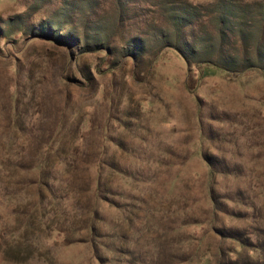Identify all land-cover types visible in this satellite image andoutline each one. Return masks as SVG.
Returning <instances> with one entry per match:
<instances>
[{"label": "rangeland", "instance_id": "rangeland-1", "mask_svg": "<svg viewBox=\"0 0 264 264\" xmlns=\"http://www.w3.org/2000/svg\"><path fill=\"white\" fill-rule=\"evenodd\" d=\"M167 1L0 0V264H219L212 197L264 249V69L199 62L260 29L222 45L216 0H176L190 27Z\"/></svg>", "mask_w": 264, "mask_h": 264}, {"label": "trees", "instance_id": "trees-1", "mask_svg": "<svg viewBox=\"0 0 264 264\" xmlns=\"http://www.w3.org/2000/svg\"><path fill=\"white\" fill-rule=\"evenodd\" d=\"M168 7L171 11V18L175 21L178 26L190 27L195 22L202 21L206 14L202 12L199 5L193 6L191 3L187 1H176V0H168ZM213 4L212 15L216 20L217 29L222 38V45H226L228 40V33L231 29H235L238 27V33L241 36L248 37L249 32L252 31L255 27H259L260 29V42L264 43V0H216ZM194 7L191 11L190 8ZM237 31V30H231ZM243 40V39H242ZM245 40L242 41L244 48ZM234 44L237 43L233 42ZM177 49L183 54L186 61L190 64L193 61H189L187 59V55L177 47ZM262 51V50H260ZM209 59V60H208ZM225 58L222 56V53H219L218 56L213 58H207L200 60L205 64H212L217 67L226 69V70H236V73L241 72L242 70L260 67L264 69V52H259L256 60H251L247 57L243 58L241 61L232 60ZM197 61L196 63L199 64ZM215 70H203L202 75L206 76L214 73ZM213 166L212 164H209ZM213 168V167H212ZM219 173H224L221 170L211 169L210 177L215 180V177ZM100 186V177L97 175V187ZM99 189V188H98ZM212 190V188H210ZM214 192V190H212ZM212 203L214 205V223L212 226V230L217 233V235L221 238L218 253L220 256L219 264H241L245 257V259L253 260L254 264H264V249L263 246L258 242V237L262 234V229L259 226L251 224L247 228H242L240 226L226 224V221L221 224V226H217L219 223V219L216 218L218 212H223L222 208H220V201L215 197H212ZM226 199H230L233 201L231 197H227ZM227 215L230 217L234 215L225 211ZM95 211L91 212V216L94 218ZM40 223H44V218ZM88 229L94 236L93 242L94 246H97L96 237H97V228L94 224L89 225ZM232 240L235 242V245H229L228 241ZM260 242V240H259ZM243 258V259H242ZM102 264L104 260H101Z\"/></svg>", "mask_w": 264, "mask_h": 264}]
</instances>
